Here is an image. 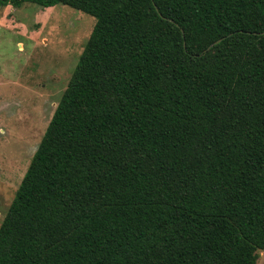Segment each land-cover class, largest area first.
<instances>
[{
    "label": "trees",
    "instance_id": "16d2710c",
    "mask_svg": "<svg viewBox=\"0 0 264 264\" xmlns=\"http://www.w3.org/2000/svg\"><path fill=\"white\" fill-rule=\"evenodd\" d=\"M22 3L94 23L0 222V264H255L264 0H0Z\"/></svg>",
    "mask_w": 264,
    "mask_h": 264
},
{
    "label": "rangeland",
    "instance_id": "374dc122",
    "mask_svg": "<svg viewBox=\"0 0 264 264\" xmlns=\"http://www.w3.org/2000/svg\"><path fill=\"white\" fill-rule=\"evenodd\" d=\"M93 23L61 4L0 6V222Z\"/></svg>",
    "mask_w": 264,
    "mask_h": 264
},
{
    "label": "water",
    "instance_id": "95a60500",
    "mask_svg": "<svg viewBox=\"0 0 264 264\" xmlns=\"http://www.w3.org/2000/svg\"><path fill=\"white\" fill-rule=\"evenodd\" d=\"M219 40L215 41V43H217Z\"/></svg>",
    "mask_w": 264,
    "mask_h": 264
}]
</instances>
